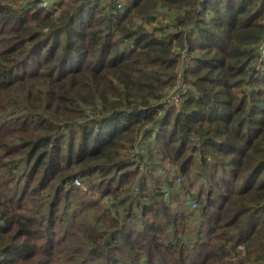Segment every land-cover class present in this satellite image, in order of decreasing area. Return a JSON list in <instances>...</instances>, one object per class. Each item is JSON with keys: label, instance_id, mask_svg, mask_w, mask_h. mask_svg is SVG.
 <instances>
[{"label": "trees", "instance_id": "16d2710c", "mask_svg": "<svg viewBox=\"0 0 264 264\" xmlns=\"http://www.w3.org/2000/svg\"><path fill=\"white\" fill-rule=\"evenodd\" d=\"M42 1L0 0V264H264V0Z\"/></svg>", "mask_w": 264, "mask_h": 264}, {"label": "built area", "instance_id": "2783aa9c", "mask_svg": "<svg viewBox=\"0 0 264 264\" xmlns=\"http://www.w3.org/2000/svg\"><path fill=\"white\" fill-rule=\"evenodd\" d=\"M48 5H49V2L46 0H43L40 3V6L43 8L48 7ZM160 19H161L162 23H167V20L165 18L162 17ZM157 34H159V33H157ZM261 51H262V57L264 58V46L261 48ZM187 59H188V56L186 53V46H185L180 52V63H178V65L176 67V81H175L174 85L172 86V88L168 90L169 92L167 91L164 94V96L160 100V103L176 104V103L180 102L181 96L185 93V89H183V87H182V73H183V68L185 67V63H186ZM74 185L84 189L82 183L78 180H74ZM190 206L192 207V209H195L197 207L195 202H191Z\"/></svg>", "mask_w": 264, "mask_h": 264}, {"label": "rangeland", "instance_id": "374dc122", "mask_svg": "<svg viewBox=\"0 0 264 264\" xmlns=\"http://www.w3.org/2000/svg\"><path fill=\"white\" fill-rule=\"evenodd\" d=\"M24 2H26V1H24ZM169 17H172V14H170ZM168 92H169V91H168ZM188 202H189V201H186L185 204H184V206L186 207V210H185V209H184V210H185L186 212H189L188 210H190V211L194 210V209H192V207L190 206V203L193 202V201H191V202H189V203H188ZM187 203H188V204H187ZM196 205H197V204H196ZM197 208H198V207H196L195 209H197Z\"/></svg>", "mask_w": 264, "mask_h": 264}]
</instances>
